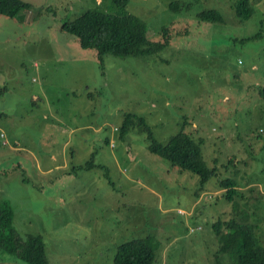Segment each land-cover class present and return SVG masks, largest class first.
Segmentation results:
<instances>
[{"label":"rangeland","instance_id":"rangeland-1","mask_svg":"<svg viewBox=\"0 0 264 264\" xmlns=\"http://www.w3.org/2000/svg\"><path fill=\"white\" fill-rule=\"evenodd\" d=\"M24 1L15 18L0 15V199L20 234L41 235L48 264H113L117 244L135 237L154 247L152 264H216L213 222L232 217L226 177L243 191L234 218L257 222L264 245V0H249L244 20L236 0ZM88 9L133 14L154 41L166 27L169 43L101 63L61 29ZM206 9L224 21L200 20ZM127 114L157 141L182 125L203 137L217 174L199 190L197 174L147 148L137 123L121 134ZM55 156L76 166L55 167ZM0 264L27 263L0 248Z\"/></svg>","mask_w":264,"mask_h":264},{"label":"trees","instance_id":"trees-1","mask_svg":"<svg viewBox=\"0 0 264 264\" xmlns=\"http://www.w3.org/2000/svg\"><path fill=\"white\" fill-rule=\"evenodd\" d=\"M127 0H117L123 5ZM31 7L24 0H0V15L15 18L19 13ZM171 9H179L178 1L169 3ZM235 16L244 20L249 18L254 9L249 0H236L233 7ZM197 16L202 21L223 22L224 18L217 9L199 11ZM61 29L78 37L84 47H93L99 61L103 62L106 53L115 55H145L161 50L169 43V29H162V41L150 40L144 21L133 14H110L96 9L85 10L73 20L62 23ZM168 32V33H167ZM261 31L246 40L258 37ZM259 93L264 97V87ZM137 123L140 129L147 132V148L172 163L197 174L200 178L198 188L214 177L217 166L206 163L202 153L203 137L194 138L184 126L173 133L168 141H157L149 131L143 117L127 114L122 126V135L129 123ZM86 160L82 167H89L93 157ZM233 157L228 163L233 164ZM219 174V173H218ZM220 177V175H219ZM220 187L224 188V197L231 202L232 217L228 220L213 222V231L217 240L214 251L216 264H222L220 255L226 254L232 264H264V245L258 242L255 235L257 222L237 221L234 217L241 208L243 191L238 188L237 181L232 178H218ZM239 198V199H238ZM244 203L245 200H242ZM246 207L247 205L244 204ZM247 213L250 211L244 208ZM263 215V216H262ZM260 215L259 223L264 220ZM258 225V224H257ZM0 248L19 257L27 264H48L43 238L39 234H20L14 225V209L7 200L0 199ZM155 260L154 247L146 237L126 239L117 244L113 254V264H152Z\"/></svg>","mask_w":264,"mask_h":264},{"label":"crops","instance_id":"crops-1","mask_svg":"<svg viewBox=\"0 0 264 264\" xmlns=\"http://www.w3.org/2000/svg\"><path fill=\"white\" fill-rule=\"evenodd\" d=\"M72 156H73V153H72ZM54 159H55V163H54L55 167H61V168H67L68 167L69 168L68 172L70 171V168H73L74 166H76V164H75V165L70 167V162L66 161L65 157H63V161H61V162H59V160L56 159V156L54 157ZM51 168L52 167L49 166V172L51 171ZM112 261H113V256H112Z\"/></svg>","mask_w":264,"mask_h":264}]
</instances>
